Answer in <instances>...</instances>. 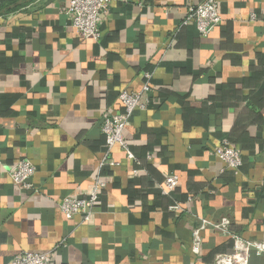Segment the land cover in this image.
<instances>
[{
  "label": "crops",
  "instance_id": "crops-1",
  "mask_svg": "<svg viewBox=\"0 0 264 264\" xmlns=\"http://www.w3.org/2000/svg\"><path fill=\"white\" fill-rule=\"evenodd\" d=\"M69 1L0 15V264L24 252L52 264H214L233 247L213 228L223 217L264 242V0H216L221 20L204 36L184 22L205 0H111L97 42L72 28ZM122 92L145 104L123 131L132 158L102 132ZM222 145L241 151L239 172L214 155ZM20 160L35 168L32 190L10 179ZM170 175L178 184L163 195ZM95 182L91 220L65 217L60 201Z\"/></svg>",
  "mask_w": 264,
  "mask_h": 264
},
{
  "label": "built area",
  "instance_id": "built-area-1",
  "mask_svg": "<svg viewBox=\"0 0 264 264\" xmlns=\"http://www.w3.org/2000/svg\"><path fill=\"white\" fill-rule=\"evenodd\" d=\"M111 0H70L67 14L71 16V26L85 40L99 41L101 34L99 26L103 16L109 11ZM220 16L216 0H205L201 4L190 7L184 23L193 22L201 35H206L211 29L219 25ZM148 85L144 86V92L148 91ZM139 94L122 92L118 96L120 110L117 113L108 114L102 126L107 149L118 145L132 158L123 137V131L136 110L144 109L145 104ZM214 155L224 163L225 167L237 173L242 167L241 151L237 148L222 145L214 151ZM35 168L28 160H20L10 170L9 176L12 182L24 190H32V179ZM178 184V177L170 175L164 181L161 193L168 195ZM101 182H95L88 189L82 191L80 197L70 196L62 199L58 205L60 212L67 218L81 216L83 222L91 220L103 188ZM170 212L181 211L179 204L169 207ZM207 225L203 222L201 227L192 232L191 252L199 255L202 240L201 230ZM213 228L232 239L233 247L230 254H220L214 259V264H248L252 253L264 254V242L244 240L230 231V220L223 217L213 225ZM8 264H52L50 253H21L16 255Z\"/></svg>",
  "mask_w": 264,
  "mask_h": 264
},
{
  "label": "trees",
  "instance_id": "trees-1",
  "mask_svg": "<svg viewBox=\"0 0 264 264\" xmlns=\"http://www.w3.org/2000/svg\"><path fill=\"white\" fill-rule=\"evenodd\" d=\"M17 0H1L0 1V15L8 14L13 11L18 10L19 8L25 7V5H18L16 4ZM32 2V1H31ZM9 6H12L11 8Z\"/></svg>",
  "mask_w": 264,
  "mask_h": 264
},
{
  "label": "rangeland",
  "instance_id": "rangeland-1",
  "mask_svg": "<svg viewBox=\"0 0 264 264\" xmlns=\"http://www.w3.org/2000/svg\"><path fill=\"white\" fill-rule=\"evenodd\" d=\"M31 1H33V0H17L16 4L25 5V4H28ZM9 7L11 8L12 6H9Z\"/></svg>",
  "mask_w": 264,
  "mask_h": 264
},
{
  "label": "water",
  "instance_id": "water-1",
  "mask_svg": "<svg viewBox=\"0 0 264 264\" xmlns=\"http://www.w3.org/2000/svg\"><path fill=\"white\" fill-rule=\"evenodd\" d=\"M1 1V0H0Z\"/></svg>",
  "mask_w": 264,
  "mask_h": 264
}]
</instances>
